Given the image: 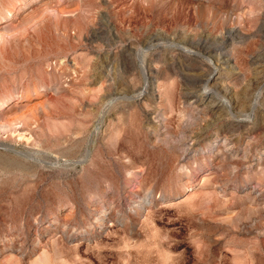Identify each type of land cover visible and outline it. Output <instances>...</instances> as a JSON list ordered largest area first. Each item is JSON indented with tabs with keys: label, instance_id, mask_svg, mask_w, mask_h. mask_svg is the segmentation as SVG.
Instances as JSON below:
<instances>
[{
	"label": "rangeland",
	"instance_id": "1",
	"mask_svg": "<svg viewBox=\"0 0 264 264\" xmlns=\"http://www.w3.org/2000/svg\"><path fill=\"white\" fill-rule=\"evenodd\" d=\"M0 264H264V0H0Z\"/></svg>",
	"mask_w": 264,
	"mask_h": 264
},
{
	"label": "bare ground",
	"instance_id": "2",
	"mask_svg": "<svg viewBox=\"0 0 264 264\" xmlns=\"http://www.w3.org/2000/svg\"><path fill=\"white\" fill-rule=\"evenodd\" d=\"M146 85V84H145ZM207 88V87H206ZM21 131V130H20Z\"/></svg>",
	"mask_w": 264,
	"mask_h": 264
}]
</instances>
